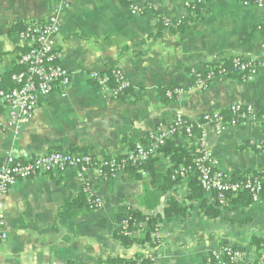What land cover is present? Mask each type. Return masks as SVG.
I'll use <instances>...</instances> for the list:
<instances>
[{
    "label": "crops",
    "instance_id": "obj_1",
    "mask_svg": "<svg viewBox=\"0 0 264 264\" xmlns=\"http://www.w3.org/2000/svg\"><path fill=\"white\" fill-rule=\"evenodd\" d=\"M64 1L67 8L61 14L56 46L72 75L68 94L63 98L55 91L39 97L33 119L18 137L4 128L9 112L0 100V165L9 155L28 161L52 152L120 157L146 143L152 132L167 131L178 113L198 121L212 112L229 116L231 106L247 104L264 115V67L251 81L217 78L207 89L180 101L167 100V90L163 94L167 87L192 88L194 73L226 66L234 58L264 61V7H243L236 0H205V12L184 33L173 20L194 15L187 0H141L139 5L147 9L143 16L132 15L124 0H0L3 89L15 87L11 74L20 70L18 59L28 49L19 33L30 23L44 21ZM164 20L174 26L166 27ZM114 68L122 70L131 84L117 99L89 78L93 72ZM204 132L206 149L218 170L232 177L264 173L262 124L221 134L205 126ZM198 136L179 137L178 143L197 150ZM155 158L165 172L170 162L161 154ZM144 172L138 179L131 173L106 179L96 169L84 175L69 169L19 181L3 199L8 240L0 244V264H119L138 256L153 258V264H206L207 255L222 246L247 251L241 264L258 261L259 254L249 243L254 237L264 239L263 198L222 210L215 219L196 209L185 220L167 221L163 216L169 199L189 204L193 175H184L162 194V178ZM86 184L102 202L96 210L87 206ZM82 194L87 204L76 203ZM204 200L216 202L214 194L205 193ZM131 211L163 218L157 246L125 247L117 239L118 218ZM141 236V230L134 232L133 237Z\"/></svg>",
    "mask_w": 264,
    "mask_h": 264
},
{
    "label": "built area",
    "instance_id": "obj_2",
    "mask_svg": "<svg viewBox=\"0 0 264 264\" xmlns=\"http://www.w3.org/2000/svg\"><path fill=\"white\" fill-rule=\"evenodd\" d=\"M140 1L124 0L128 10L134 16H143L147 10L139 5ZM236 1L243 7H264V0ZM204 2L205 0H187V6L193 10L195 5L204 4ZM66 8V2H61L44 21L30 23L19 33L20 40L27 44L28 49L18 59L17 65L20 71L11 76L15 87L9 90L3 89V79L0 77V100L7 106L9 112L4 128L13 132L16 137L33 119L39 97L47 98L55 91H59L63 98L68 94L72 75L63 66L62 55L56 46V37L61 31V14ZM164 25L174 26L170 20H164ZM263 67V60L234 58L230 66L221 64L208 69L203 74L194 73L195 81L192 88L168 89L165 98L169 101H180L187 95L207 89L214 80L222 77L237 76L242 80L251 81ZM89 78L99 89L111 93L116 99L131 89V84L119 68L111 69L106 73L93 72ZM110 82L114 83V86H111ZM229 114L227 116L222 112H212L203 115L198 121H192L178 113L167 131L152 132L148 137L149 144L138 143L121 157L102 159L88 154L52 152L22 161L13 155L7 156L0 165V244L8 240L3 199L19 181L35 179L50 173H63L69 169H76L81 175L96 169L104 178L112 179L123 174L130 164L140 166L148 162L158 154L160 146L165 145L166 140L173 138L176 133L179 136L186 135L188 139L194 137L196 133L199 134L197 141L199 157L196 159V170L205 193L216 194L222 206L228 196L236 197L241 193H248L253 203L261 202L264 191L263 179L250 175L241 180H234L231 175L216 168L206 149L205 126H210L218 134L229 128L252 123H260L264 127V115L258 113L252 105L234 104L229 108ZM84 193L88 197L90 209L100 208L102 202L89 184L84 186ZM130 220V217L124 218L118 224L120 234L128 238L134 236ZM154 238L160 242V231L154 233ZM247 257L248 253L245 250L222 246L207 255L206 264H241ZM263 259L264 256L261 257V260Z\"/></svg>",
    "mask_w": 264,
    "mask_h": 264
},
{
    "label": "trees",
    "instance_id": "obj_3",
    "mask_svg": "<svg viewBox=\"0 0 264 264\" xmlns=\"http://www.w3.org/2000/svg\"><path fill=\"white\" fill-rule=\"evenodd\" d=\"M191 11L194 12V15L190 16L189 18L184 20H173V23L178 27V30L181 33H184L187 29L191 27V25H194V23H196V21L201 18L202 12H205V7L202 4H197L193 7V10ZM249 39L250 36L246 37L244 43H246ZM26 51L27 49L24 50V52ZM231 64L232 61L226 63V66H229ZM19 71L20 70H17L16 72ZM16 72H14L13 74H15ZM13 74H11V76ZM110 85L114 86V83L110 82ZM172 88L175 87H167L166 89H163V94L166 90ZM179 137H183L184 139L186 138V135L179 136L178 133H176L173 138H168L166 140L165 145L160 146L158 150V155H163L170 162V166L166 169L165 172H162L163 168L161 165L158 164L159 161L157 160V158H155V156L143 165H128L124 172L131 173L137 179L140 177L139 173L144 171L150 172L152 174L153 179L161 177L163 181L160 179L159 182L163 184L159 185V187L162 191V194L168 193L174 186L178 185L184 175H193V177L190 178L188 186L187 202L189 204L187 205L179 203L175 198L169 199L167 208L163 216L165 220L171 221L175 218L179 220H185L190 217L191 213L196 209H198L199 212L205 214L207 218L215 219L221 215L222 210H230L231 208L237 205L248 206L251 204V198L248 193H241L237 198L228 196L223 206L220 205L219 201L217 200L216 194H214L216 199L215 204L210 205L206 200H204L205 192L200 185L198 173L196 170V159L199 157L198 150H195V148H186L185 146L179 144ZM149 143V140H147V142L144 144ZM151 164H156L158 168L151 170L149 168ZM246 174L236 175V177H233V179L241 180L246 177ZM250 175L259 177L264 181V173L261 170L251 172ZM262 198L264 199V191L262 193ZM76 203L87 204V197L82 194L76 200ZM127 217L131 218V230L134 232L141 230L142 236L139 239L135 237L128 238L122 236L120 234V231L117 230L116 237L122 243L123 246L129 247L136 243H151L154 246H157L159 244V241L154 238V233L160 231V224L163 220L161 216H142L141 214L131 211L128 214L118 218L119 223L121 220ZM144 224L147 227L146 229L142 228ZM249 244L251 247L255 248V250L259 254L260 259H258L255 264H264V259L261 260V257L264 256V239L254 237L250 240ZM119 262V264H153L152 260L145 259L144 256H138L130 261L119 260Z\"/></svg>",
    "mask_w": 264,
    "mask_h": 264
}]
</instances>
